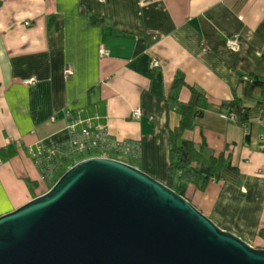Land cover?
<instances>
[{"label":"crops","instance_id":"crops-1","mask_svg":"<svg viewBox=\"0 0 264 264\" xmlns=\"http://www.w3.org/2000/svg\"><path fill=\"white\" fill-rule=\"evenodd\" d=\"M252 75L264 78V0H0V215L47 190L30 147L70 138L67 109L137 142L135 166L167 183L181 121L171 99H199L205 112L185 138L238 171L190 185L187 197L264 247V90L246 88ZM233 100L249 108L246 123L224 117Z\"/></svg>","mask_w":264,"mask_h":264},{"label":"water","instance_id":"water-1","mask_svg":"<svg viewBox=\"0 0 264 264\" xmlns=\"http://www.w3.org/2000/svg\"><path fill=\"white\" fill-rule=\"evenodd\" d=\"M0 264H264V247L145 170L91 156L0 215Z\"/></svg>","mask_w":264,"mask_h":264},{"label":"trees","instance_id":"trees-1","mask_svg":"<svg viewBox=\"0 0 264 264\" xmlns=\"http://www.w3.org/2000/svg\"><path fill=\"white\" fill-rule=\"evenodd\" d=\"M242 81L251 92L264 90V78L257 75L248 76V78L243 77ZM182 82L184 83L183 79L177 80L178 85L183 84ZM171 102L179 106L181 121L180 125L171 130L169 179L167 184L180 194L187 196L188 187L192 184L202 188L211 179L224 177L223 172L228 168L238 171L237 167L230 163L227 166V161L222 154L218 157L207 158L203 151V146L198 148L192 139L185 138V130L192 128L195 125V121L205 112V106H203L202 102L198 99L196 101L181 103L174 97L171 99ZM225 109V114H234L237 121L241 123L247 122L249 108L240 106L237 100L229 102ZM57 180H54V183ZM34 184L35 186L37 185L36 182ZM263 233L264 229L260 231V234Z\"/></svg>","mask_w":264,"mask_h":264},{"label":"built area","instance_id":"built-area-1","mask_svg":"<svg viewBox=\"0 0 264 264\" xmlns=\"http://www.w3.org/2000/svg\"><path fill=\"white\" fill-rule=\"evenodd\" d=\"M228 45L231 48H238L240 46L238 36H230L228 39ZM100 52L102 54H106L108 53V50L105 47H101ZM152 65L154 67L160 66L159 60H152ZM70 72L71 69L68 68L67 75H69ZM35 79L36 78L27 79L24 81V84L31 86L35 83ZM65 114L68 120V127L71 131V136L67 141L50 149L39 146L37 150H34L33 147H30V150L34 152V161L38 167L41 181L47 183L48 179L51 178L58 170L61 168L63 169L66 164L70 166L71 164L83 159L75 158L77 154L82 152L89 153L88 157H114L111 155L112 152H123L126 154L138 155L140 146L137 142L128 139H115L111 136L106 126L96 125L92 120L82 121L72 112L71 109H67ZM132 115L135 118H140L142 112L138 109L135 110ZM224 117L236 120V116L234 114L224 113ZM52 118L54 119L55 116ZM71 160L73 161L70 164Z\"/></svg>","mask_w":264,"mask_h":264},{"label":"rangeland","instance_id":"rangeland-1","mask_svg":"<svg viewBox=\"0 0 264 264\" xmlns=\"http://www.w3.org/2000/svg\"><path fill=\"white\" fill-rule=\"evenodd\" d=\"M112 156L118 158V159H121V160H124V161H127L133 165H140V160L138 158L135 157V155L133 154H126V153H123V152H115L111 154ZM89 156V153H86V152H82V153H79L75 156V158H84V157H88ZM73 160H71L70 164L72 163ZM71 166H68L67 164L63 167V169L61 168L60 170H58L55 174H53V176L51 178L48 179V182L47 184L45 185H49V187L53 186L55 183H54V180L56 179H60L61 176H62V173L64 171H67ZM64 170V171H63ZM147 172V171H146ZM149 173V172H148ZM151 174V173H150ZM152 176H154L153 174H151ZM155 177V176H154ZM157 178V177H155ZM159 179V178H157ZM160 180V179H159ZM162 181V180H160ZM163 182V181H162ZM37 185L36 186H39V187H43V182H41L40 180L36 183ZM46 191V190H45ZM219 225V224H218ZM220 226V225H219ZM221 227V226H220Z\"/></svg>","mask_w":264,"mask_h":264},{"label":"clouds","instance_id":"clouds-1","mask_svg":"<svg viewBox=\"0 0 264 264\" xmlns=\"http://www.w3.org/2000/svg\"><path fill=\"white\" fill-rule=\"evenodd\" d=\"M72 165H73V164H71L70 166H72ZM63 171H64V170H63ZM45 184H46V183H45ZM47 186H48V185H47ZM47 186H46V187H47ZM49 188H50V187H47V190H48Z\"/></svg>","mask_w":264,"mask_h":264}]
</instances>
